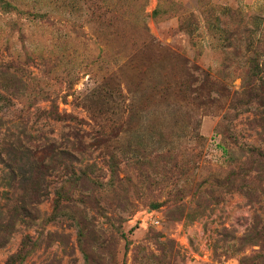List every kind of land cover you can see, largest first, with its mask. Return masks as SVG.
<instances>
[{"label":"rangeland","instance_id":"1","mask_svg":"<svg viewBox=\"0 0 264 264\" xmlns=\"http://www.w3.org/2000/svg\"><path fill=\"white\" fill-rule=\"evenodd\" d=\"M0 264H264V0H0Z\"/></svg>","mask_w":264,"mask_h":264}]
</instances>
